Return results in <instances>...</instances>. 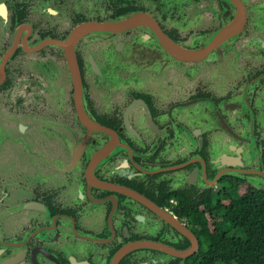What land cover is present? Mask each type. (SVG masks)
I'll return each mask as SVG.
<instances>
[{
	"label": "flooded vegetation",
	"instance_id": "obj_1",
	"mask_svg": "<svg viewBox=\"0 0 264 264\" xmlns=\"http://www.w3.org/2000/svg\"><path fill=\"white\" fill-rule=\"evenodd\" d=\"M254 183L264 0H0V264H185Z\"/></svg>",
	"mask_w": 264,
	"mask_h": 264
},
{
	"label": "trees",
	"instance_id": "obj_2",
	"mask_svg": "<svg viewBox=\"0 0 264 264\" xmlns=\"http://www.w3.org/2000/svg\"><path fill=\"white\" fill-rule=\"evenodd\" d=\"M203 209L187 208L200 242L198 255L185 264H264V191L245 184L220 193Z\"/></svg>",
	"mask_w": 264,
	"mask_h": 264
},
{
	"label": "water",
	"instance_id": "obj_3",
	"mask_svg": "<svg viewBox=\"0 0 264 264\" xmlns=\"http://www.w3.org/2000/svg\"><path fill=\"white\" fill-rule=\"evenodd\" d=\"M252 185L255 187V189H264V185L262 186L261 184H257V183H254ZM184 235L189 239V241L192 244V246L190 248H188L184 251H176L175 249L164 247L163 251L168 253L169 255H172V256L178 257V258H182V259H186V258L190 257L191 255H193L197 251L198 240L188 231H185Z\"/></svg>",
	"mask_w": 264,
	"mask_h": 264
}]
</instances>
